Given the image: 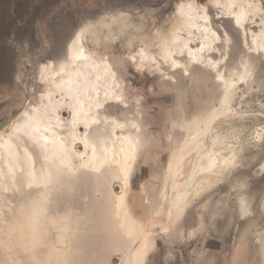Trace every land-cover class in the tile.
Segmentation results:
<instances>
[{"label": "rangeland", "instance_id": "1", "mask_svg": "<svg viewBox=\"0 0 264 264\" xmlns=\"http://www.w3.org/2000/svg\"><path fill=\"white\" fill-rule=\"evenodd\" d=\"M0 264H264V0H0Z\"/></svg>", "mask_w": 264, "mask_h": 264}, {"label": "bare ground", "instance_id": "2", "mask_svg": "<svg viewBox=\"0 0 264 264\" xmlns=\"http://www.w3.org/2000/svg\"><path fill=\"white\" fill-rule=\"evenodd\" d=\"M234 6V5H233ZM240 14V13H239ZM124 18V17H123ZM239 18V17H238ZM237 19V18H235ZM126 20V19H125ZM111 22V21H110ZM116 22V21H115ZM98 23V22H97ZM96 23V24H97ZM114 23V22H113ZM236 23H239L238 20H236ZM112 24V23H111ZM89 26V25H88ZM91 26V25H90ZM239 26V25H238ZM92 27V26H91ZM128 27V26H127ZM81 28V27H80ZM79 28V29H80ZM83 28V27H82ZM125 26L123 27H106L103 26L101 29H95V31L93 33H91V35L87 36L86 39H84V35L83 32L80 30L78 36L75 39V43L78 45V52H76L74 54V60L72 62V66L73 68L70 70H68L67 73H65L63 70L60 72H57L54 75V79H53V83L56 84V86L58 85L60 87V85L63 86V83L68 79L70 82L75 81V87L79 88V90H83V92H85L86 88L89 87L88 81H85V78L83 77L85 74L89 73V71H92L96 68H98V57H97V50L99 49V47L101 45H103L104 43L108 42V41H112V39H119V37L121 38V36L124 35V33L126 32V30L124 29ZM87 29V28H86ZM85 29V30H86ZM88 30V29H87ZM86 30V32H87ZM90 31V28H89ZM121 32H123L121 34ZM90 34V32L88 33ZM75 36V35H74ZM202 49V48H201ZM101 60V59H100ZM105 64V63H104ZM102 66V65H101ZM176 67H179L178 65H176ZM101 70V69H100ZM82 72V73H80ZM83 73H85L84 75H82ZM96 73V72H95ZM107 73V72H106ZM95 75V74H93ZM86 76V75H85ZM91 77V76H90ZM100 77V76H99ZM99 79V78H98ZM101 79V78H100ZM94 80V79H93ZM92 83V82H91ZM72 84V82H71ZM91 85V84H90ZM93 85V84H92ZM71 86V85H70ZM95 86V85H94ZM58 88V87H57ZM70 88H73V86H71ZM91 88V87H90ZM97 89V88H96ZM95 89V90H96ZM65 90V89H64ZM93 90V89H92ZM66 91V90H65ZM69 91V89L67 90ZM66 91V92H67ZM72 93V92H71ZM76 94V93H75ZM85 95V93H84ZM69 96H71L69 94ZM75 96V95H74ZM87 96V95H85ZM76 97V96H75ZM73 98V97H72ZM73 100V99H72ZM77 100V99H76ZM74 101V100H73ZM75 102V101H74ZM77 102V101H76ZM81 104V101H79ZM78 102V103H79ZM73 103V102H72ZM79 104V105H80ZM78 105V104H77ZM78 105V106H79ZM77 106V107H78ZM74 107V106H73ZM76 107V106H75ZM75 108L73 110V115H75L77 118L76 120L78 121L79 116V110L78 108ZM97 108V107H96ZM72 112V111H71ZM87 112V111H86ZM81 113V112H80ZM80 115V114H79ZM93 119V118H92ZM84 122V121H83ZM88 122V121H87ZM92 123L91 121L89 123H83L84 124V128L88 129L89 128V124ZM46 131V130H45ZM34 132H36V130L34 128H29L27 130L26 133H28L32 139L37 142V144H39L40 147H45L46 143L51 145L53 144L55 146V150L56 153L58 155V160L59 163L61 165H65L66 167L68 166L70 169L71 167L69 166V163L66 161V155L64 154V148L62 146V142L61 139L57 140L56 138L53 139V141H49L46 137L44 136H37ZM80 144L82 145V147L84 149H87L89 147H91V143H89L85 138H81L80 139ZM132 152H133V146L132 143L129 142V145L127 146V149L124 151L123 155V160L120 163V170H121V175H122V179L125 181L126 177H127V171H128V162L132 157ZM105 163V162H104ZM102 164H100L101 166ZM100 169V168H99ZM122 184V183H121ZM124 184V183H123ZM179 193V192H178ZM182 194V193H181ZM180 194V195H181ZM178 196V194H175V197ZM123 197H118V204H117V211L118 213L120 212L121 218L126 217L127 216V211L125 209H123ZM128 235L131 233V230L127 231ZM127 235V236H128ZM134 253V252H133Z\"/></svg>", "mask_w": 264, "mask_h": 264}]
</instances>
